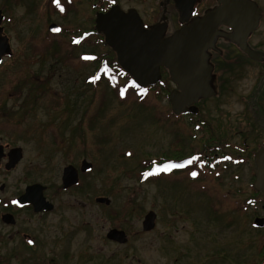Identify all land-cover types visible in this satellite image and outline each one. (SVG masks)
I'll use <instances>...</instances> for the list:
<instances>
[{
	"label": "rangeland",
	"instance_id": "1",
	"mask_svg": "<svg viewBox=\"0 0 264 264\" xmlns=\"http://www.w3.org/2000/svg\"><path fill=\"white\" fill-rule=\"evenodd\" d=\"M96 1L102 7L114 1L124 12L134 9L146 23L161 12V0ZM258 2L264 9V0ZM167 9L174 11L172 4ZM0 10L11 19L15 58L19 53L17 65L7 61L0 68V93L11 86L10 92L21 97L24 166L36 162L45 182L78 155L93 166L84 178L82 199L75 195L69 203L74 211L65 206L57 210L58 215L66 211L67 229L74 232L69 252L80 248L94 257L83 264L264 262V226L253 224L264 218V190L257 194L252 189L253 154L264 143V131L257 127L251 104L262 68L244 63L226 68L224 75L217 69L218 95L198 103L197 115L177 118L167 99L174 88L167 73L161 72L164 85L142 93L125 78L120 84L126 92H121L92 77L98 60H85L84 54L94 51L99 57L104 47L88 35L98 13L92 0H0ZM170 16L175 22L176 15ZM51 24L62 32L50 33ZM252 42L264 50V19ZM31 103L34 109L26 113ZM203 120L210 131L194 129ZM174 154L178 160L195 159L189 167L184 162V168L157 176L162 168L156 163ZM224 155L230 161H222ZM98 197L109 205L97 203ZM66 199L61 197L60 204ZM149 212L155 225L145 232L142 222ZM114 228L124 232L126 243L107 240Z\"/></svg>",
	"mask_w": 264,
	"mask_h": 264
},
{
	"label": "flooded vegetation",
	"instance_id": "2",
	"mask_svg": "<svg viewBox=\"0 0 264 264\" xmlns=\"http://www.w3.org/2000/svg\"><path fill=\"white\" fill-rule=\"evenodd\" d=\"M188 1L190 0H182L183 3ZM251 1L260 9L261 17L258 27L248 36L246 43L251 50L264 54V50L260 46L252 44L253 37L258 32L264 19V9L259 5L258 0ZM170 4H172L173 13L176 15L175 22L170 16L173 13H168L167 8ZM158 6L161 12L153 23H146L140 18L146 29L154 25L164 24V38H167L185 24H190L194 20L202 18L207 12L221 8L222 5L218 0H195L186 23L180 21V16L174 6L173 0H161ZM222 16L223 14H220L205 26L206 30L209 27H213L217 33L213 44L214 48L207 50L208 63L213 68L212 85L216 91V96L218 95L215 82V71L217 69L221 73L223 72L222 75H224V73L226 74V68L231 69L241 66L244 63H250L264 70V59L262 61L251 60L240 51L235 43L222 36L233 33L232 28L226 24ZM10 26H13L11 19L0 10V40L2 41V43L0 42V53L5 52V38H7L10 48V53L0 55V68L7 61L12 67L19 62H15L19 57V53L17 58H15V50L11 44L10 29H8ZM33 55L35 56V52H33ZM27 61L30 63L32 60ZM25 63L27 62L25 61ZM10 87H7L6 93H0V264H70L71 262L74 264H83L84 261L93 260V256L88 255L87 252H81L80 248L76 252H69V240L74 241V232L69 233L67 229V222L70 221L65 215L66 211H62L60 215L57 214V210L61 206L69 207L74 211V207L69 203H74L75 195L82 199L84 194V178L92 172L93 166L83 156L78 155V157L67 159L68 161L55 171L56 175L51 178L49 177L50 180L46 182L40 179L36 162H30L27 166H24L25 156L21 146V126L19 119L21 109L17 107V105H20L19 99L21 100V97H19V93L10 92V90L13 91V88ZM175 88L174 86L172 90ZM263 91L264 73L261 77L259 75L256 93L251 100V104L254 107L253 112L258 118L257 122L260 123L257 127L264 131V106L260 104L261 101H264V97L260 98V94ZM208 99L211 98L198 100L194 104L195 107L197 108L196 105L198 103ZM23 102L27 104L29 101ZM32 102L36 103V98ZM33 109V103H31L26 113H31ZM186 115H189V113L180 116ZM180 116L176 117L178 118ZM204 121H200V126L195 124L194 129L198 130L202 128L203 131L204 128L206 131H210L211 126L205 124ZM205 144L204 147L211 146L207 143ZM261 149H264V143L261 144L257 151ZM220 150L222 151V148ZM256 152L253 154V161ZM192 158L195 159L194 156ZM222 158L230 161V157L227 155L222 156ZM164 161L174 162L175 160L168 158ZM84 162L91 166V169L87 172L83 169ZM67 169H69L67 173L69 179L63 181L64 173ZM51 172H54V170H51ZM73 177H75L76 183L65 187ZM63 196L67 198L64 201V205L60 204L59 201ZM76 201L80 202V200ZM53 216L54 219H48ZM255 219H262L263 223L260 226L262 228L264 226V218ZM46 232L51 233L52 236H45ZM110 242L115 243L113 241Z\"/></svg>",
	"mask_w": 264,
	"mask_h": 264
},
{
	"label": "water",
	"instance_id": "3",
	"mask_svg": "<svg viewBox=\"0 0 264 264\" xmlns=\"http://www.w3.org/2000/svg\"><path fill=\"white\" fill-rule=\"evenodd\" d=\"M179 13L180 21L186 23L190 9L195 0L183 3L173 0ZM221 8L207 12L202 18L185 24L172 35L164 38V24L144 28L142 20L134 9L126 12L118 6H112L105 13H97L94 29L104 38V45L110 48L116 56L119 67L132 79L139 88L156 85L161 80V68L168 72L175 89L168 94L171 111L179 116L185 113L195 114V103L200 99L216 96L212 85V66L208 63L207 50L214 48L216 32L213 27L207 30L205 26L220 14L226 24L232 28L231 35H222L237 45L248 58L262 61L264 54L251 50L247 46L248 36L256 30L261 17V11L251 0H218ZM163 19V18H162ZM59 28L52 24L50 32H58ZM5 52L10 53L8 40L5 38ZM2 43V41L0 40ZM3 52L0 55L4 54ZM255 179L252 187L255 191L264 190V149L256 153ZM84 171L91 169L84 162ZM69 169L65 170L63 181L68 178ZM76 183L75 177L70 180L69 187ZM97 203L109 205L106 198H97ZM155 215L149 212L142 222V230L151 231L154 228ZM255 225L262 226V219L255 220ZM106 238L118 244L126 243L124 232L111 229Z\"/></svg>",
	"mask_w": 264,
	"mask_h": 264
},
{
	"label": "trees",
	"instance_id": "4",
	"mask_svg": "<svg viewBox=\"0 0 264 264\" xmlns=\"http://www.w3.org/2000/svg\"><path fill=\"white\" fill-rule=\"evenodd\" d=\"M96 2H97L96 0H92V7L97 12H103L106 9H108V7L110 6L109 5L107 7H102L101 5H97ZM54 5H58V4H54ZM88 33H89V35L94 36L96 38V40H98L100 42L101 46L103 47V43H102V40H101L102 39L101 35H96L93 32V30L88 31ZM71 46H74V45H71ZM89 54L94 56L95 60H98V63L96 65V69L95 70L99 72V77L103 81L106 82L108 87L110 89L115 90V91L126 92L125 87L120 84V80H121V78H125L128 83H130V80H129V77L125 73H123L121 71V69L118 67V65L116 63V59H115L114 53L109 48L104 46L101 49V51H100L99 57L97 55H95L94 51H92ZM162 74H166V71L162 70ZM160 85H164L163 82H161ZM131 89H133L135 91L144 92V91H147L148 89H151V88H147V89L143 90V89H139V88L135 87L134 85H132ZM164 90H165V88H164ZM177 156H178V154L177 155L174 154L172 159L176 160L177 158H180V157H177ZM160 162H158V163H160ZM262 262H263V260L259 264H262Z\"/></svg>",
	"mask_w": 264,
	"mask_h": 264
},
{
	"label": "snow or ice",
	"instance_id": "5",
	"mask_svg": "<svg viewBox=\"0 0 264 264\" xmlns=\"http://www.w3.org/2000/svg\"><path fill=\"white\" fill-rule=\"evenodd\" d=\"M57 31H59V30L57 29ZM174 167H183V165H165V166L163 167V170H164V171H167V170H169L170 168H174ZM146 175H148V174H146ZM191 175L195 176L196 173L193 172V173H191Z\"/></svg>",
	"mask_w": 264,
	"mask_h": 264
}]
</instances>
